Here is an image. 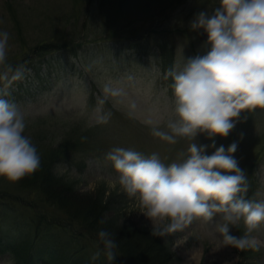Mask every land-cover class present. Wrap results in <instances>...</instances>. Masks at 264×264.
I'll return each instance as SVG.
<instances>
[{
  "label": "rangeland",
  "instance_id": "obj_1",
  "mask_svg": "<svg viewBox=\"0 0 264 264\" xmlns=\"http://www.w3.org/2000/svg\"><path fill=\"white\" fill-rule=\"evenodd\" d=\"M92 1L99 3L0 0V31L11 36L8 61L18 62L44 42L80 46L75 57L62 54L60 71L44 75L41 84H35L29 74L21 81L23 93L32 96L18 103L26 113L25 134H41L40 141L57 143L73 128L90 130L91 147H82L90 158L87 169L80 172L62 167L59 173L75 183L81 194H94L102 185L110 192H125L106 160L112 148L134 149L145 156L155 152L165 164L169 161L167 165L177 161L179 153H187L192 141L179 138L170 145L151 134L153 127L166 129L168 120L177 118L172 81L165 79L163 52L172 55L168 67L206 54L210 46L199 42L202 30H192L190 23L197 13L211 12L219 0H102L103 10ZM111 6L116 24H121L115 25L106 14L105 21L103 11L107 13ZM108 84L123 89L124 94L105 97L103 89ZM101 99L105 100L103 104L99 103ZM107 114L110 118L105 123L102 118ZM214 139L217 148L223 145L226 150L233 142L238 143L234 158L247 174V195L264 199V109L241 113L227 138ZM195 142L209 146L207 155L215 151L206 133L198 134ZM220 219L219 215L214 217L213 224ZM125 220L153 227L134 200L126 209ZM244 231L241 222L231 234L239 236ZM253 235L261 249L260 263L264 264V227ZM170 238L177 256L171 264H238L241 259V251L226 246L211 223L195 221ZM0 264L12 262L6 257Z\"/></svg>",
  "mask_w": 264,
  "mask_h": 264
},
{
  "label": "clouds",
  "instance_id": "obj_2",
  "mask_svg": "<svg viewBox=\"0 0 264 264\" xmlns=\"http://www.w3.org/2000/svg\"><path fill=\"white\" fill-rule=\"evenodd\" d=\"M203 30L210 50L182 65L174 64L165 74L171 79L176 119L166 129L153 127L151 134L175 145L179 138L192 141L187 153L166 165L158 153L145 156L134 149L114 147L106 154L117 173L119 186L133 198L140 213L152 222V236L165 238L183 232L195 221L213 225L226 246L240 251L259 250L253 233L264 225V199L247 198V174L234 158L238 143L216 147L215 137L227 138L241 113L264 109V0H219L211 12L201 11L190 23ZM10 33L0 31V82L11 84L25 78V65L8 63ZM105 97H120L123 89L105 85ZM7 95V93H4ZM104 99L99 101L100 104ZM110 114L102 119L106 123ZM26 113L10 100L0 98V178L19 182L41 168V157L25 134ZM206 133L213 142H195ZM257 195H260L257 193ZM221 217L213 224L214 217ZM243 223V235L231 229ZM106 223L105 219L99 222ZM101 255L109 264L116 259L118 243L110 231H98Z\"/></svg>",
  "mask_w": 264,
  "mask_h": 264
},
{
  "label": "trees",
  "instance_id": "obj_3",
  "mask_svg": "<svg viewBox=\"0 0 264 264\" xmlns=\"http://www.w3.org/2000/svg\"><path fill=\"white\" fill-rule=\"evenodd\" d=\"M60 49L57 43H44L20 62L8 63L25 65L40 81L42 66L51 71ZM4 85L10 88L16 82H0V87ZM13 92L12 97L22 96ZM36 136L30 138L41 157V168L19 182L0 178V256L10 255L13 264H109L103 255L91 259L103 247L98 231L104 228L118 243L113 264H170L175 260L163 238L123 221L124 195L105 197L104 188L96 194H81L75 183L58 172L61 166L86 168L89 157L82 147H91L90 130L73 128L58 146ZM101 219L106 220L104 225ZM243 256L240 264H258L252 260L258 257L255 250H245Z\"/></svg>",
  "mask_w": 264,
  "mask_h": 264
}]
</instances>
